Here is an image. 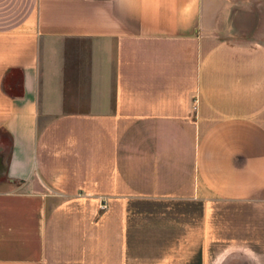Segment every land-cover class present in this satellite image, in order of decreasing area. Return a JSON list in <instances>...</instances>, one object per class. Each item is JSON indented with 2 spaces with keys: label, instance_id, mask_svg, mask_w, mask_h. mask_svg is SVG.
<instances>
[{
  "label": "crops",
  "instance_id": "obj_1",
  "mask_svg": "<svg viewBox=\"0 0 264 264\" xmlns=\"http://www.w3.org/2000/svg\"><path fill=\"white\" fill-rule=\"evenodd\" d=\"M0 134V264H264V0H0Z\"/></svg>",
  "mask_w": 264,
  "mask_h": 264
},
{
  "label": "rangeland",
  "instance_id": "obj_2",
  "mask_svg": "<svg viewBox=\"0 0 264 264\" xmlns=\"http://www.w3.org/2000/svg\"><path fill=\"white\" fill-rule=\"evenodd\" d=\"M7 152H8V138L5 135L0 134V179L3 177V166H4L3 160H4V157L6 156ZM72 197L73 198H79L80 196H72ZM67 198H68V196H62V199H66V202H67V200H69ZM69 198H71V196ZM51 201H52V199H51ZM74 202H72L73 209L75 208V205H76ZM79 202L80 201H77V204H79ZM107 207H108L107 206V201L106 200H103L102 201V207H100V209L101 208L102 209H106ZM82 208H83V206H82ZM68 213H70V212L69 211H66V214L67 215H68ZM95 213L96 212H94L93 214H95ZM77 214L79 216H83L84 215V211L83 210H79V211H77ZM96 217H98L97 214H96ZM62 218H66V215H62ZM94 218H95V215H94ZM94 218H93V220H94Z\"/></svg>",
  "mask_w": 264,
  "mask_h": 264
},
{
  "label": "trees",
  "instance_id": "obj_3",
  "mask_svg": "<svg viewBox=\"0 0 264 264\" xmlns=\"http://www.w3.org/2000/svg\"><path fill=\"white\" fill-rule=\"evenodd\" d=\"M21 78L16 74H9L5 77L4 88L5 90L12 95H19L22 92L21 88Z\"/></svg>",
  "mask_w": 264,
  "mask_h": 264
}]
</instances>
